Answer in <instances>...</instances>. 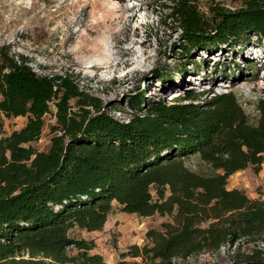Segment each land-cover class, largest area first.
Listing matches in <instances>:
<instances>
[{"label": "trees", "instance_id": "trees-1", "mask_svg": "<svg viewBox=\"0 0 264 264\" xmlns=\"http://www.w3.org/2000/svg\"><path fill=\"white\" fill-rule=\"evenodd\" d=\"M199 1L159 5L182 29L179 54L196 62L192 76L218 54L214 72L234 78L238 72L219 56L264 48V0H243L235 9L211 0L208 13ZM30 60L0 44V111L28 117L11 133L0 121V264H109L93 251L94 240L71 229H103L114 201L124 212L173 217L148 231L149 242L121 253L141 261L117 264H172L225 246L233 251L226 264H264V197L228 186L234 173L250 165L262 169L264 95L254 100L252 120L234 89L188 87L170 101L168 89L148 96L139 88L127 94L131 112L121 118L81 88L78 74L40 73ZM155 73L161 82L175 76ZM48 113L56 123L49 146L40 149L35 142ZM192 156L200 169L188 164Z\"/></svg>", "mask_w": 264, "mask_h": 264}, {"label": "rangeland", "instance_id": "rangeland-1", "mask_svg": "<svg viewBox=\"0 0 264 264\" xmlns=\"http://www.w3.org/2000/svg\"><path fill=\"white\" fill-rule=\"evenodd\" d=\"M163 1L0 0V44L10 43L13 50L30 57V64L40 73L78 74L81 88H89L102 97L116 116L131 112L127 94L139 88L147 89L148 96L165 95L164 90L168 89L167 97L174 101L185 88L202 91L212 86L217 92L234 89L254 120L257 116L254 100L264 95V48L258 53L253 48L222 53L220 63L238 72L234 78L222 80L224 72H214L213 60L218 54L203 63L209 67L200 76H192L197 64L192 58H181L182 29L167 16L169 10L159 5ZM216 1L229 8L243 3V0ZM210 2L200 0V9L208 13ZM257 56L261 61H257ZM184 68L185 74L179 75ZM155 70L171 71L175 76L169 82H161ZM27 119V116L8 117L0 111L6 133L21 128ZM55 123L54 114L48 113L41 138L35 142L38 148L49 146ZM188 164L195 169L201 166L196 156ZM231 185L244 189L251 197H264V162L259 172L250 165L233 174L228 183ZM168 221H173L170 214L142 216L124 212L114 201L103 229L88 231L75 226L71 235L94 240L93 251L103 254L109 264L123 259L141 261V257L122 258L121 253L133 244L149 242L148 231L162 229ZM232 254V249L225 246L217 252L174 259L172 264H226Z\"/></svg>", "mask_w": 264, "mask_h": 264}, {"label": "crops", "instance_id": "crops-1", "mask_svg": "<svg viewBox=\"0 0 264 264\" xmlns=\"http://www.w3.org/2000/svg\"><path fill=\"white\" fill-rule=\"evenodd\" d=\"M235 174V173H234ZM232 176V175H231ZM236 186H234V185H231L229 188H235Z\"/></svg>", "mask_w": 264, "mask_h": 264}, {"label": "built area", "instance_id": "built-area-1", "mask_svg": "<svg viewBox=\"0 0 264 264\" xmlns=\"http://www.w3.org/2000/svg\"><path fill=\"white\" fill-rule=\"evenodd\" d=\"M80 86H81V84H80ZM117 117H121V118H123V117H124V115H123V116H117Z\"/></svg>", "mask_w": 264, "mask_h": 264}, {"label": "bare ground", "instance_id": "bare-ground-1", "mask_svg": "<svg viewBox=\"0 0 264 264\" xmlns=\"http://www.w3.org/2000/svg\"><path fill=\"white\" fill-rule=\"evenodd\" d=\"M175 94H176V95H178V94H179V92H176Z\"/></svg>", "mask_w": 264, "mask_h": 264}, {"label": "water", "instance_id": "water-1", "mask_svg": "<svg viewBox=\"0 0 264 264\" xmlns=\"http://www.w3.org/2000/svg\"><path fill=\"white\" fill-rule=\"evenodd\" d=\"M232 9H235V8H232Z\"/></svg>", "mask_w": 264, "mask_h": 264}]
</instances>
